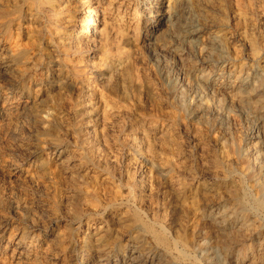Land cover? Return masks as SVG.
Listing matches in <instances>:
<instances>
[{"label": "bare ground", "instance_id": "1", "mask_svg": "<svg viewBox=\"0 0 264 264\" xmlns=\"http://www.w3.org/2000/svg\"><path fill=\"white\" fill-rule=\"evenodd\" d=\"M212 37L216 48L228 55L219 69L227 81H215L218 90L239 95L252 79L254 65L264 79V0H0V175L42 190L55 210L76 196H84L92 208L129 203L133 212L122 210L115 224L131 220L132 230L144 232L161 250L182 260L190 258L192 245L180 233L176 199L169 196L187 209L198 194L218 193L219 185L214 189L202 181L204 173L223 180L234 216L249 208L264 213L259 190L247 183L252 176L249 147L241 139L235 148L224 145L174 102L150 64L156 54L179 59L187 52L186 42L196 44L202 54ZM186 59L189 78L198 60ZM261 110L254 106L252 118L264 136ZM137 166L142 175L135 178L132 169ZM154 167L167 177L159 189L162 205H152L158 224L137 208L149 203L153 189L146 178ZM9 192L0 184V264H52L54 249L62 254L53 263L62 264L72 256L66 257L68 251L84 247L80 238L75 240V231L56 234L52 246L57 221L39 222L29 214L28 202L13 200ZM99 222L87 226L94 241L86 256L93 258L102 256V244L111 234V223ZM194 229L198 241L205 242V226ZM250 240L264 246V229L256 228ZM253 246L243 245V250L254 252ZM236 251L228 256L230 264L244 262Z\"/></svg>", "mask_w": 264, "mask_h": 264}, {"label": "rangeland", "instance_id": "2", "mask_svg": "<svg viewBox=\"0 0 264 264\" xmlns=\"http://www.w3.org/2000/svg\"><path fill=\"white\" fill-rule=\"evenodd\" d=\"M214 40H216V38L212 37L211 39H208L206 41L205 46L206 45L207 46L204 47V51H205L204 53L205 54L202 53L203 55L199 53L198 48L196 47V44L191 43V42H186L185 44H183V47L186 49L185 52L187 51L186 54L183 56L187 57L188 60H191V59L196 60V61L198 60L197 61L198 64L195 66L194 72L192 73V77L189 76V78H188L186 68H184L185 62H183V61H185L184 59H186V58H184L183 60L182 59L179 60L183 56L179 57V59H177L178 60L177 61L175 58H171L169 56L165 57V56H161L160 54H156V55H154L153 58H150V64L155 68L156 71H158L157 73H158L159 77L162 79V81L165 84H167L166 86L169 88V91L171 93V97L173 98L174 102L177 105H179V107H181L182 109L188 110V113L192 112L190 114L197 121H200L206 128H208L213 133H215V135H217L221 139V141L224 143V145H226L227 147L229 146L230 148H231V146L233 148H235L236 145L238 144V141L241 139V140H243L244 145L247 148L249 147L250 174H252V176H250V178L247 177V183H248V185H253L257 189V191L259 190L258 191V197H260L259 200H261V202L264 203V161H263L264 160V152H261V147H263L262 149L264 150V145L262 144V143H264L263 142L264 136L262 134V129L259 128L257 123L255 125V121L252 118V110H253L254 106L260 108V110L263 107L261 112H262L263 118H264V84H263L264 81H262L263 83L261 82V80H264V79H263V76L261 77L260 68L257 65L256 66L254 65V67H253L254 69H253L252 75L250 77L252 79H249V82H247V84L242 88V92L239 91L240 94L242 93L241 95L239 94V95L234 96L235 93L230 92V90H227L224 88H222V89L220 88L218 90L216 88V86L214 85V82L217 81L220 84L221 81H224V82L227 81V77L223 78L220 75L221 71L219 69L225 65L222 61H225V59L228 58V55H225L226 53L221 52L216 48ZM147 48H149V47H146V49ZM221 53H224V54L222 55ZM221 55L223 56V58L221 57ZM49 56H45V57H43V59L46 60L49 58ZM217 58L218 59L220 58V60L215 61V59L217 60ZM222 64H224V65H222ZM256 82H257V84L255 85L254 83H256ZM191 83H192V85H191ZM253 84H254L255 88L253 87ZM250 85H252V86H250ZM251 90H253V91L255 90L256 92L255 91L253 92ZM223 92H225V93H223ZM257 101H259V103ZM198 102L199 103L201 102L200 104H202V105H200ZM197 109H199V110H197ZM144 110H146V108H143V111ZM253 135H256L257 137L252 138ZM254 142L255 143L257 142L256 143L257 146L254 144ZM252 144H254V145H252ZM258 145H260V146L258 147ZM254 150L256 152L259 151V152H257L258 155L256 154V152ZM45 151H43L42 155L47 160V159H49V152L47 150H45ZM259 155H261V156H259ZM260 157H262V158H260ZM142 158L140 157V160L142 162H144V163H145V161H146V163L148 162L147 159L145 160V158H143L144 159L143 160ZM198 165H199L198 167H200L201 163H198ZM137 167L139 168V166H137ZM137 167H135L134 170L132 169V175L135 178L140 177L142 175L141 166L139 168L140 171L138 170ZM155 169L152 171L153 173L149 174L151 176V178L149 175L146 178L148 185L149 186L151 185V188L153 189V193H152L151 198L149 200V203L152 202L153 204L152 203L149 204L148 202L147 203L144 202V203H141L140 205H138L137 208H138V211L141 210V211H139V212H141L140 214H142L143 217L147 221H149L150 223L158 224L157 219H155L156 217L153 213L154 209L152 208V205L153 206L162 205L161 203L163 201H162L161 197L159 196V189L162 185L167 184V182H166L167 177L165 176L166 175L165 171H162L160 168L158 169V167H156ZM2 174L4 175L5 173H1V175H0L1 176L0 177V184L4 185V187H6L8 192L9 191L11 192V193L9 192V194L11 197L13 196L12 197L13 200L16 199L17 201L23 200V201L28 202L29 214L32 213L33 215H35L36 219L38 221L40 220L39 222H43V224H45V225H50V223L53 222V220L55 222L57 221V227H56V231H55L57 233H54V235L51 236L49 239L50 244L52 246H54V243L57 242V240L55 239L56 234L58 235V234L62 233L63 231H67L68 233H71L72 231L73 232L75 231L77 233L79 232L77 235L78 238L75 237V240L78 242V239L80 238L79 242L81 243V246L83 245L84 247L77 250L78 252H76L75 250L73 251V249L68 251V254L66 255V257L69 255L71 256V254H72V256L69 260H67L63 263L61 262L62 264H100V263H102V264H230L227 260L228 256H229V254L231 255L233 252L235 253L236 250H237L236 251L237 253L239 252V254H241L240 260L244 261V262H242V264H244V263L245 264H264V246H260L257 241H251V240L249 241V239L254 235V231L256 230V228L257 229H260V228L264 229V215H263L264 213L256 211L252 208L251 209L249 208V209H245V211L241 210L240 211L241 213L239 212L240 214L238 213L236 216H234L232 214L231 210L229 209L230 205H232V202L227 200V197H225L227 194V191L224 188L225 185H223V183H222L223 180L218 179L217 177H213L209 173H204L202 175V177H203L202 181L207 183L210 186L214 185V187H215L214 189H216V186L219 185V187H217V188H219L218 193L212 191V192H208V193L206 192V194H204V193L198 194V196H197L198 199L196 198L195 205L193 207L187 208V209H183L181 207V203H180L181 201L179 199L175 198V196L173 194L172 195L170 194V196H169V199L171 198V201H173V202L176 199V203H174V204L177 205L176 210H178V211L175 210L174 217L176 218L175 221L177 223H179V225H180L179 226L180 233L185 238V240L188 243L190 242L189 244L192 245L190 247V251H188V253L190 255V258L188 260H182L180 258H173L169 254L164 252L163 249L161 250V248L157 247V245L154 243L152 238L151 237L148 238V236L144 232L132 230L133 225H132L131 220H129V219L125 222V224L124 223L121 225L115 224L116 215L121 213L122 210L123 211L127 210L129 212L131 211L130 213L133 212L134 208L129 203H124L121 206L114 204V205H111L109 207H104V206L100 205V206L96 207L97 208V210H96V208H92L89 205H87V203L85 202L86 200L83 198L84 196H76L74 198V200L72 201V203H69L65 206H62L63 208H61V207L56 208V210H55L54 207L52 208V206H50V205L48 206L47 199H46L45 194L43 193L42 190L34 189L31 187H30L31 188L30 189L29 187H27L28 184H26V183L24 184V182H18V181L11 180V179H9V177L6 174L4 176ZM4 177H6V178H4ZM117 177H116V181H117L116 183L120 184V181H119L120 177L119 176H117ZM165 177H166V179H165ZM80 179L78 178V181H79V184L77 185L78 188L79 187L82 188L81 183L84 182V180L81 177H80ZM2 181H4V182H2ZM21 183H23V184H21ZM81 188H79V189H81ZM32 192H34V193H32ZM223 192H225V193H223ZM157 193H158V195H157ZM210 194H212V195H210ZM172 196H173V198H172ZM218 196H220V198L221 197L222 198L218 199ZM219 200H223L224 203H222V204L218 203ZM82 206L85 208H83ZM147 206H149V207H147ZM179 208H181V209L179 210ZM149 209H151V210L153 209V210L151 211ZM91 210H92V212H91ZM149 211H151L150 214H149ZM57 212H59V213H57ZM69 212H71L70 213L71 215L69 214ZM143 213H145V214H143ZM223 215H224V217H223ZM42 216H44V217H42ZM177 219H179V220H177ZM79 221H82L81 226L76 223ZM99 221H102V222H104V221L108 222L109 221V224L111 223L110 224L111 225V230H110L111 234H110L109 238L106 241H104V243L102 244V248L104 249L102 256L97 254L93 258L92 256H90V257L86 256V252H88V250L86 248L91 247L92 241H94V238L92 237V234H90V230L88 227L94 225L95 223L97 224V222L101 223ZM113 221H114V223H113ZM129 221H130V223H129ZM18 224L19 223H17L15 221L14 225L17 226ZM199 225L205 226V228H206L205 229L206 232L204 231L205 233H207L209 231L207 234L204 233L205 237H206L205 242H203L204 244L202 242L198 241L196 232H194L195 231L194 228L196 226H199ZM26 226L27 225H18L17 227L23 228L25 230L28 229L29 231H31V228H29L28 226L26 228ZM63 229H65V230H63ZM77 229H79V230H77ZM115 229H116V231H115ZM69 231H71V232H69ZM126 231H128V232H126ZM250 244L254 245L253 248L255 250L254 251L255 253L254 252H245L244 251L245 249L243 250V245H250ZM203 245H205V246H203ZM217 249H219V250H217ZM218 252H219V254H218ZM57 254L61 255L62 253L58 249H56V250L54 249L53 252L50 253L49 256H51V255L52 256L49 258H51L50 262H52V264H54L56 262L54 260V258L57 256ZM84 254H85V256H84ZM254 255H255V257L253 259L252 256H254ZM82 257L84 258V260ZM251 257H252V259H251ZM260 259H261V261H260ZM69 261H70V263H69ZM249 261H250V263H249ZM48 262H49V260H48Z\"/></svg>", "mask_w": 264, "mask_h": 264}]
</instances>
